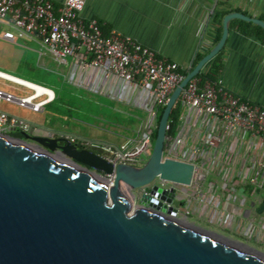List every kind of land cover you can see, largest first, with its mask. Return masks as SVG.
Here are the masks:
<instances>
[{"label":"water","instance_id":"95a60500","mask_svg":"<svg viewBox=\"0 0 264 264\" xmlns=\"http://www.w3.org/2000/svg\"><path fill=\"white\" fill-rule=\"evenodd\" d=\"M232 18L264 29L257 17L223 16L215 44L170 93L140 166H113L61 137L0 133V264H264V253L178 217L172 184L189 185L194 166L162 157L181 90L222 49Z\"/></svg>","mask_w":264,"mask_h":264},{"label":"built area","instance_id":"2783aa9c","mask_svg":"<svg viewBox=\"0 0 264 264\" xmlns=\"http://www.w3.org/2000/svg\"><path fill=\"white\" fill-rule=\"evenodd\" d=\"M85 3L86 0H62L57 5L51 0H0V38L10 42L26 38L37 43L42 64L61 74L70 86L145 111L147 118L142 119L144 128L138 137L121 144L64 130L46 132L95 152L113 166H140L151 151L158 109L165 105L184 74L175 61L158 55L131 36L105 29L104 22L95 17H83ZM0 79L29 91L17 96L0 90V99L34 112L42 111L56 97L48 85L2 70ZM177 103L175 132L167 134L168 121L162 157L193 164L189 185L199 187L216 165L241 162L229 183L224 182L221 188L245 183L263 190L264 107L229 90L218 79H202L197 74L183 87ZM39 130H45L44 126L0 109V133L34 134ZM241 149L253 158L242 159ZM106 177L112 183L113 174ZM165 183L157 181L168 187Z\"/></svg>","mask_w":264,"mask_h":264},{"label":"crops","instance_id":"0c3cea01","mask_svg":"<svg viewBox=\"0 0 264 264\" xmlns=\"http://www.w3.org/2000/svg\"><path fill=\"white\" fill-rule=\"evenodd\" d=\"M51 1L57 5L62 0ZM215 11L224 15L237 11L264 20V0H86L81 15L104 22L105 29L131 36L158 55L175 61L186 73L217 41L222 20L220 23L213 20ZM234 19L239 18L229 20L226 41L218 52L223 66L217 79L234 93L264 107V42L231 27ZM208 65L209 62L201 71ZM30 122L45 128L33 136L47 135V130H62L39 121ZM241 154L247 161L253 158L242 149ZM239 164L216 165L199 187L175 186V198L179 201L177 215L264 253V189L245 183L221 188L224 182L229 183Z\"/></svg>","mask_w":264,"mask_h":264},{"label":"rangeland","instance_id":"374dc122","mask_svg":"<svg viewBox=\"0 0 264 264\" xmlns=\"http://www.w3.org/2000/svg\"><path fill=\"white\" fill-rule=\"evenodd\" d=\"M40 53V45L26 38L15 42L0 38V70L48 85L56 95L52 102L44 106L42 112H34L27 107L0 99L1 110L26 120L39 121L47 126L80 133L86 137L101 138L100 140L115 144L138 137L141 129L144 128L142 119L147 118L145 111L70 86L61 74L42 64ZM0 90L17 96L29 92L3 79H0ZM15 132L28 142H33L20 131ZM13 133L14 131L10 134ZM25 134L33 136L30 133ZM158 180L154 182L157 183ZM165 185L171 184L167 182ZM140 191V188L131 190L136 197L135 203Z\"/></svg>","mask_w":264,"mask_h":264},{"label":"trees","instance_id":"16d2710c","mask_svg":"<svg viewBox=\"0 0 264 264\" xmlns=\"http://www.w3.org/2000/svg\"><path fill=\"white\" fill-rule=\"evenodd\" d=\"M224 15V12L222 11H215L212 18L215 22L220 23L222 20V17ZM234 24L231 25V27L237 28L239 31L248 34L250 36L256 37L264 42V29L260 27L259 25L251 22L246 21L242 19H234ZM217 39L219 38L221 34V28L217 29ZM222 61L220 58V53L216 54L210 61L208 68L204 71H200L197 76L201 77L202 79H210L212 81H215L217 79L218 73L222 69ZM183 74H185V71L179 69ZM163 106H161L158 109L156 122H158V119L160 117V114L162 112ZM179 114V104L177 103L175 108L171 111L168 121H169V128L167 130L168 135H172L175 132L176 123H177V117ZM155 131L152 132L151 139H154L155 137ZM15 135H19V133H13ZM20 136V135H19Z\"/></svg>","mask_w":264,"mask_h":264},{"label":"bare ground","instance_id":"6f19581e","mask_svg":"<svg viewBox=\"0 0 264 264\" xmlns=\"http://www.w3.org/2000/svg\"><path fill=\"white\" fill-rule=\"evenodd\" d=\"M8 72V71H7Z\"/></svg>","mask_w":264,"mask_h":264}]
</instances>
